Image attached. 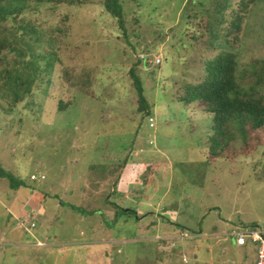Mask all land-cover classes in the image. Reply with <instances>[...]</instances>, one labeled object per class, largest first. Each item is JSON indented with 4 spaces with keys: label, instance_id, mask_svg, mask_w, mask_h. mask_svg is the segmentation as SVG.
Here are the masks:
<instances>
[{
    "label": "rangeland",
    "instance_id": "obj_1",
    "mask_svg": "<svg viewBox=\"0 0 264 264\" xmlns=\"http://www.w3.org/2000/svg\"><path fill=\"white\" fill-rule=\"evenodd\" d=\"M210 2L120 0L125 35L102 0L56 6L30 0L24 6L22 16L41 27L42 39L51 28L61 34L34 46L58 59L21 101L11 104L0 79V167L24 182L11 188L0 178V264H183L182 257L195 264L194 240H184L183 250L174 241L168 252L148 241L155 221L173 227L178 221L190 235L251 222L264 227L263 147L208 162L203 140L210 114L201 101L195 107L174 98V81L203 74L193 61L190 33ZM233 34L237 40L228 38L226 47L237 53L240 69L264 58V0ZM141 54L147 58L136 74L153 128L137 110L128 76ZM154 57L159 64L149 62ZM60 101L67 103L63 109ZM150 131L164 132L162 152L148 150L156 146L148 141ZM31 174L44 178L31 180ZM182 193L196 197L177 204ZM118 208L132 213L115 214ZM29 219L35 226L26 232L21 223ZM202 255L208 258L205 250Z\"/></svg>",
    "mask_w": 264,
    "mask_h": 264
},
{
    "label": "trees",
    "instance_id": "obj_2",
    "mask_svg": "<svg viewBox=\"0 0 264 264\" xmlns=\"http://www.w3.org/2000/svg\"><path fill=\"white\" fill-rule=\"evenodd\" d=\"M29 1L0 0V64L7 66L0 67V79L1 88L6 89L11 104H16L19 99L21 101L31 93L38 82V75L49 76L58 59L52 51L44 54L34 51V46H40L45 40L55 42V37L59 36V34L55 36V33L61 34V31L59 27L56 30L51 28L49 36L45 40L42 39L41 27L22 16L24 6ZM33 1L36 3L44 1L53 6L79 2V0ZM256 1L211 0L209 7L204 10L205 14L190 33L192 40L190 46L196 56L193 61L199 62L203 74L194 81L173 83L177 84L174 98L178 102L190 105L201 101L204 104L203 109L210 114L209 127L203 141L208 162L227 155L249 154L257 146H262L264 152V58H253L240 69L237 53L234 49L226 47L230 42L228 38L237 40V35L233 33L239 31L244 18ZM102 5L104 10L116 19L118 28L125 35L120 0H102ZM197 16L196 13L192 15ZM7 54L10 55L9 59ZM38 59H43L42 66L37 63ZM140 65L142 61L135 57L128 68V76L136 91L137 110L147 117L152 115V111L142 93L136 74V69ZM46 82L49 84L50 79L47 78ZM66 104L60 101L58 108L63 109ZM238 139L239 145L235 146ZM262 155L264 157V153ZM0 178L7 179L11 188L24 185L22 179L1 167ZM60 203L81 214L94 213L73 204L61 201ZM130 212L128 208H118L115 214ZM242 227L260 225L251 222Z\"/></svg>",
    "mask_w": 264,
    "mask_h": 264
},
{
    "label": "crops",
    "instance_id": "obj_3",
    "mask_svg": "<svg viewBox=\"0 0 264 264\" xmlns=\"http://www.w3.org/2000/svg\"><path fill=\"white\" fill-rule=\"evenodd\" d=\"M199 102V101H198ZM195 104H198L197 102L194 103V106L196 107ZM198 108V107H197ZM201 109V108H199ZM186 111V106L185 109ZM163 123H169L168 121H164ZM185 123V122H184ZM182 124V122H181ZM190 123H187V126H189ZM194 124V123H193ZM192 126V125H191ZM194 126V125H193ZM153 128V127H150ZM164 132H157V131H153V134H151V131L148 133V139L149 140H153V143L155 142L154 147H150L148 150H153L156 152H162L159 151L158 149H162L163 147H165V145H162V137H165V135L163 134ZM202 133V131H201ZM206 133V132H205ZM151 134V135H150ZM156 134H158V139L155 137ZM186 134V133H183ZM189 135H194V133L192 132ZM203 135V133H202ZM152 137V138H151ZM160 138V140H159ZM148 140V141H149ZM160 142L159 146L158 144H156V141ZM204 141V140H203ZM141 149V148H140ZM139 149V150H140ZM132 151H135V149H133ZM143 151V149H141V152ZM139 152V151H136ZM135 154V152L133 153ZM139 154V153H137ZM205 157H206V150H205ZM145 167L148 168L152 163L149 160H145V162H143ZM152 166V165H151ZM169 186L165 188L164 192H165V196L167 195ZM196 196H190L188 194L183 195V193L181 195H179L178 199H177V204H181V201L184 202H190L193 200V198ZM163 197H160V199H162ZM187 200V201H186ZM191 203V202H190ZM188 203V204H190ZM189 207H194L191 205H188ZM163 210H165L163 208ZM158 211V210H157ZM155 211V212H157ZM153 213V212H152ZM154 215V213L152 214ZM155 215H158L155 213ZM166 221V220H165ZM164 219H160L159 222L155 221V228L153 230V228H150L148 234V241L150 242H155L157 245V248L161 251H170L173 250V246L172 249H165L164 245H169L171 242L176 244H179V247H181L180 249H184V245L186 243H184L186 240L188 241H193V251H194V260H195V264H255V258H256V247L253 243H251L250 241H246L243 245H240L236 242V237L233 235V232L235 229H231V230H227V231H217V232H213V233H208L206 231L201 232V230H198L199 232H195V233H191V235L187 232V226L181 225L180 222H175V226L173 227L168 226L167 223L169 222H165ZM227 222H229V220H227ZM173 224V223H171ZM151 227H153L151 225ZM237 228V227H236ZM185 231L188 233V237H182L181 236V232ZM197 231V230H196ZM161 240H164L163 242ZM167 240V241H165ZM185 240V241H184ZM187 241V242H188ZM50 246V244H49ZM181 250V251H182ZM202 250L206 251L207 257L205 259V257H202ZM180 251V252H181ZM185 259V260H184ZM183 264H186L187 259L185 257H182L181 259Z\"/></svg>",
    "mask_w": 264,
    "mask_h": 264
},
{
    "label": "built area",
    "instance_id": "obj_4",
    "mask_svg": "<svg viewBox=\"0 0 264 264\" xmlns=\"http://www.w3.org/2000/svg\"><path fill=\"white\" fill-rule=\"evenodd\" d=\"M139 58L146 59L147 56L141 54L139 55ZM149 62L153 64H159L160 58L154 57ZM147 122L149 127L155 126V118L153 115H148ZM151 143V142H150ZM31 180H36L37 178L43 179L44 176L41 174H31L30 176ZM20 224V221H19ZM34 226V221L29 220L28 222L21 223V227L26 232H29L31 228ZM233 235L236 237V242L240 245H243L246 241H250L253 243L256 247V258H255V264H264V227H239L234 230ZM182 237H188V233L185 231L181 232ZM174 246V243H170L168 246L164 245L165 249L172 248ZM185 260V259H184Z\"/></svg>",
    "mask_w": 264,
    "mask_h": 264
},
{
    "label": "clouds",
    "instance_id": "obj_5",
    "mask_svg": "<svg viewBox=\"0 0 264 264\" xmlns=\"http://www.w3.org/2000/svg\"><path fill=\"white\" fill-rule=\"evenodd\" d=\"M138 57H139V56H138ZM140 59H141V58H140ZM150 142L153 143L152 140H149V143H150ZM151 143H150V144H151Z\"/></svg>",
    "mask_w": 264,
    "mask_h": 264
}]
</instances>
